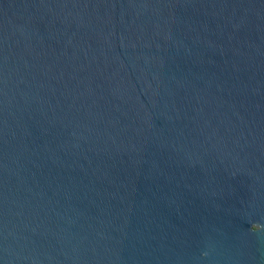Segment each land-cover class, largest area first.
Returning <instances> with one entry per match:
<instances>
[{
	"label": "water",
	"instance_id": "obj_1",
	"mask_svg": "<svg viewBox=\"0 0 264 264\" xmlns=\"http://www.w3.org/2000/svg\"><path fill=\"white\" fill-rule=\"evenodd\" d=\"M0 264H264V0H0Z\"/></svg>",
	"mask_w": 264,
	"mask_h": 264
}]
</instances>
